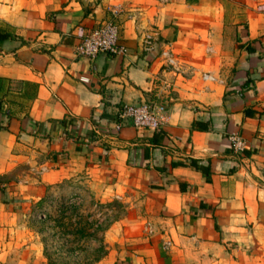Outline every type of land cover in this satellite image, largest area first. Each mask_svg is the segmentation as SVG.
Wrapping results in <instances>:
<instances>
[{
	"label": "crops",
	"instance_id": "1",
	"mask_svg": "<svg viewBox=\"0 0 264 264\" xmlns=\"http://www.w3.org/2000/svg\"><path fill=\"white\" fill-rule=\"evenodd\" d=\"M114 15L126 52L78 54ZM4 33L0 264H47L30 222L67 183L129 204L120 264H264V0H0ZM153 97L158 130L120 116Z\"/></svg>",
	"mask_w": 264,
	"mask_h": 264
},
{
	"label": "rangeland",
	"instance_id": "2",
	"mask_svg": "<svg viewBox=\"0 0 264 264\" xmlns=\"http://www.w3.org/2000/svg\"><path fill=\"white\" fill-rule=\"evenodd\" d=\"M50 193L36 208L30 222L36 239L42 243L47 264H110L107 257L110 253L112 259L116 258L111 264H120L123 238L109 243L108 238L111 241L114 238L109 235L106 239L107 230L103 229L109 225L111 229L113 225L114 237L124 234L125 224L119 227L122 220L119 219L126 217L129 204L119 199L101 202L85 184L82 187L62 184L52 187ZM109 203L113 205L107 206ZM70 223H74L73 227ZM99 225L100 229L96 230ZM139 229L134 226L127 231L139 233ZM65 230L71 233L63 234ZM71 248H75L74 251H70Z\"/></svg>",
	"mask_w": 264,
	"mask_h": 264
},
{
	"label": "built area",
	"instance_id": "3",
	"mask_svg": "<svg viewBox=\"0 0 264 264\" xmlns=\"http://www.w3.org/2000/svg\"><path fill=\"white\" fill-rule=\"evenodd\" d=\"M152 36H147V43L152 44ZM76 52L88 58H94L100 53L118 54L125 53L126 47L121 42V24L116 15L106 19L99 25L88 31L81 42L76 46ZM87 80V78H83ZM167 90L172 86L165 84ZM167 101L162 97H153L138 104H128L121 110L122 118H132L138 127L153 128L158 130L161 127L162 119L166 114ZM244 140L234 137L233 147L241 150L244 147Z\"/></svg>",
	"mask_w": 264,
	"mask_h": 264
},
{
	"label": "trees",
	"instance_id": "4",
	"mask_svg": "<svg viewBox=\"0 0 264 264\" xmlns=\"http://www.w3.org/2000/svg\"><path fill=\"white\" fill-rule=\"evenodd\" d=\"M0 36L3 37V38H8V37H12V34H11V33H4V34H1ZM62 121L65 122V120H62ZM203 169H204V172H206V175L209 176V171H207V169H205L204 167H203ZM208 178H209V177H208ZM44 201H46V200H43L41 204H43ZM102 205H103V204H102ZM109 205H113V204H112V203L107 204V206H109ZM70 224H71V226L73 227V224H74V223H70ZM95 225H96V222L94 223L93 227H94ZM109 226H111V225H109ZM109 226H106V228H104L103 230H104V231L108 230ZM100 227H101L100 225L97 226L96 230H99ZM70 229H71V228H70ZM66 233H67V234H68V233H71V230H70V231H69V230H65V232H63V234H66ZM74 249H75V248H71L70 251H74Z\"/></svg>",
	"mask_w": 264,
	"mask_h": 264
}]
</instances>
